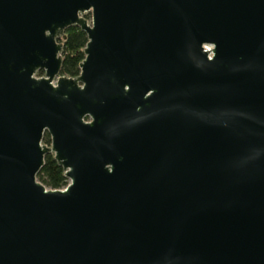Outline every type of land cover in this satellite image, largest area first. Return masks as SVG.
Here are the masks:
<instances>
[{"label": "water", "instance_id": "obj_1", "mask_svg": "<svg viewBox=\"0 0 264 264\" xmlns=\"http://www.w3.org/2000/svg\"><path fill=\"white\" fill-rule=\"evenodd\" d=\"M0 264H264V0H0Z\"/></svg>", "mask_w": 264, "mask_h": 264}, {"label": "trees", "instance_id": "obj_2", "mask_svg": "<svg viewBox=\"0 0 264 264\" xmlns=\"http://www.w3.org/2000/svg\"><path fill=\"white\" fill-rule=\"evenodd\" d=\"M87 43V34L80 28L71 27L66 31V38L63 40V76L76 78L80 75V64L85 59L84 50ZM44 143H51L50 136L48 134L45 135ZM38 180L50 189L59 190L68 185L65 170L55 160L54 155L46 156L45 165L38 175Z\"/></svg>", "mask_w": 264, "mask_h": 264}, {"label": "built area", "instance_id": "obj_3", "mask_svg": "<svg viewBox=\"0 0 264 264\" xmlns=\"http://www.w3.org/2000/svg\"><path fill=\"white\" fill-rule=\"evenodd\" d=\"M88 16H89V17H88ZM85 17H86L88 20H90V14H87ZM211 48H212V47L209 46V45L205 46V50H206V51H210ZM68 184H69V181H68ZM66 187H67V186H66ZM66 187H65V188H66ZM63 189H64V188H63Z\"/></svg>", "mask_w": 264, "mask_h": 264}, {"label": "flooded vegetation", "instance_id": "obj_4", "mask_svg": "<svg viewBox=\"0 0 264 264\" xmlns=\"http://www.w3.org/2000/svg\"><path fill=\"white\" fill-rule=\"evenodd\" d=\"M45 76V74L42 72V71H39L38 73H37V75H36V77H38V78H42V77H44Z\"/></svg>", "mask_w": 264, "mask_h": 264}]
</instances>
